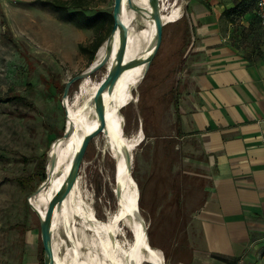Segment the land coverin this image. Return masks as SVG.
<instances>
[{
    "label": "rangeland",
    "instance_id": "1",
    "mask_svg": "<svg viewBox=\"0 0 264 264\" xmlns=\"http://www.w3.org/2000/svg\"><path fill=\"white\" fill-rule=\"evenodd\" d=\"M44 1L0 0V264H41L43 260L40 220L30 200L42 184L44 164L48 173L53 143L66 130L65 85L93 63L90 52L82 51L80 45L92 49L97 37L108 33L76 28ZM172 1H161L163 15ZM180 1L182 16L164 26L161 47L134 88L137 100L126 102L121 113L126 135L143 130L144 140L133 151L132 173L139 192L137 206L151 245L163 252L165 264H209L213 256H194L200 238L193 224L207 196L209 161L197 141L176 137V116L171 110L178 84L199 58L192 51L201 40L202 13L193 11L194 6L208 1L212 11L222 10L240 0ZM113 8L114 0H95L87 12L112 13ZM223 12L221 23H228ZM232 25L238 35L248 36L246 41L253 35L256 49L264 51V26L259 21L245 15ZM107 73L105 66L89 77V87L102 82ZM80 83L71 87L68 103L75 104L79 96L82 104L87 98ZM14 95L25 96V102L10 100ZM119 177L117 162L101 132L85 154L77 199L93 207L98 219H106L107 212L117 209ZM86 234L83 251L91 248L92 234ZM128 235L132 237L129 231Z\"/></svg>",
    "mask_w": 264,
    "mask_h": 264
},
{
    "label": "crops",
    "instance_id": "2",
    "mask_svg": "<svg viewBox=\"0 0 264 264\" xmlns=\"http://www.w3.org/2000/svg\"><path fill=\"white\" fill-rule=\"evenodd\" d=\"M204 4L193 8L202 13L201 40L192 51L199 58L178 84L171 110L176 137L197 141L210 166L207 196L193 217L200 238L194 256H213L209 264H261L264 51L256 49L253 35L247 42L232 23H221L224 8Z\"/></svg>",
    "mask_w": 264,
    "mask_h": 264
},
{
    "label": "bare ground",
    "instance_id": "3",
    "mask_svg": "<svg viewBox=\"0 0 264 264\" xmlns=\"http://www.w3.org/2000/svg\"><path fill=\"white\" fill-rule=\"evenodd\" d=\"M135 1L147 12L135 11L128 6L127 0H125L122 17L128 30L125 61L145 58L150 55L152 50H149V46L153 43L155 36V23L151 18V3L149 0ZM182 14V2L173 0L168 13L162 14L163 22L167 24L175 21ZM136 24L143 25V27L138 28ZM118 46L119 31L116 34L114 56ZM104 53L105 46L99 50L93 63L100 61ZM114 62L115 57L108 62V70L114 65ZM145 69L146 65L144 64L127 68L118 79L113 94L108 92L104 94L107 127L102 133L106 135L110 153L116 160L120 172L118 181L121 185L120 190H117V209L107 212L106 219H98L93 207L77 199L79 189L76 182L62 205L55 210L52 223L54 264H165V255L159 248L151 245L148 229L140 216L137 206L139 192L132 173L133 167H130L124 154V149L129 145L133 155L135 147L144 140L141 130L132 136L126 135L124 131L125 118L121 112L122 106L126 102L137 100L136 97L133 98V91L136 84L144 78ZM91 82V78L87 77L80 83L82 93L87 95L82 104L79 96L75 104H71L70 101L68 103V98L67 103L65 101L63 104L65 109H68V113L66 111V128L71 127V134L68 138L61 137L53 143L50 155L52 152H57V164L52 168L49 162V181L45 188L34 196L32 195L30 200L41 217H44L50 199L65 183L74 155L84 137L100 125L92 99L101 82L96 81L97 83L90 88ZM87 105L88 111H85L84 107ZM118 115L121 117V122ZM86 231H90L92 234L91 248L88 251H83L85 244L83 238L86 239ZM128 231L132 234L131 238H129Z\"/></svg>",
    "mask_w": 264,
    "mask_h": 264
},
{
    "label": "water",
    "instance_id": "4",
    "mask_svg": "<svg viewBox=\"0 0 264 264\" xmlns=\"http://www.w3.org/2000/svg\"><path fill=\"white\" fill-rule=\"evenodd\" d=\"M149 2L151 3L152 6L151 18L154 20L155 23L154 40L153 43L149 46V50H152V53L150 55H148L145 58H137L130 61H125L127 46H128V30L122 19L125 0H114V8H113L114 25L110 35L99 48L100 50L103 46H105V53L102 59L97 63H93L87 70L74 76L65 85V89L63 93V104L65 101L67 103V98L69 96L70 89L76 82L82 81L87 77H91L96 72L101 70L103 67L107 66L108 62L115 57L114 65H112L109 68L106 77L100 83L92 99L95 105V112L97 114V118L100 122V125L94 131H92L91 133L87 134L84 137L78 151L74 155L73 162L68 172L65 183L50 199L44 217L38 215L40 220L41 237H42L43 250H44V264L55 263L54 249H53V233H52V223H53L55 210L58 206L62 205L64 199L74 188L77 179L80 175V170L85 158V154L87 152L91 140L95 138L97 135H99L102 131H104L105 128L107 127L106 107H105V97H104L105 92H108L111 95L113 94L118 79L127 68L144 64L146 65V69H145V75H146L147 72L149 71V68L155 56L157 55L161 47V44L163 42L164 26L166 25L163 22V17L161 14V7H160L161 3L160 0H149ZM127 4L130 8L134 9L137 12H141V13L147 12L146 9L138 5L135 0H127ZM118 31H119V46L114 56V46H115L116 34ZM99 50L97 51L96 55L98 54ZM66 111L68 113V109H66ZM70 134H71V127H67L64 132L63 138L64 139L68 138ZM124 154L126 161L130 164V167H133V159H132L133 155L131 152V147H129V145L127 146V148L124 149ZM57 161H58L57 152H52V154L50 155V164L52 168L55 167ZM49 178H50V174L48 171L47 179L41 184V186L38 188L36 193H39L41 190L45 188L47 182L49 181ZM120 185H121L120 182L117 180L118 190H120ZM30 205L36 211L35 207L31 202Z\"/></svg>",
    "mask_w": 264,
    "mask_h": 264
},
{
    "label": "trees",
    "instance_id": "5",
    "mask_svg": "<svg viewBox=\"0 0 264 264\" xmlns=\"http://www.w3.org/2000/svg\"><path fill=\"white\" fill-rule=\"evenodd\" d=\"M95 0H46L44 3L51 8L63 13V19L72 23L76 28L88 29L94 32L108 30L106 35H99L92 43V49L89 46L80 45V49L85 52H90L91 63L95 59L96 53L101 45L106 41L111 33L114 25L113 12L108 13L100 11L96 13H88L87 10L93 8ZM258 0H240L233 7L224 10L223 15L230 23L236 22V19L253 14ZM257 21L256 16H252ZM261 52V51H260ZM10 100L23 102L25 96L14 95ZM25 102V101H24ZM176 104V100H175ZM178 122V121H177ZM41 174V183L47 179V172L45 164L43 165ZM28 182V181H27ZM25 184V182H24ZM26 185V184H25ZM41 264H44V251Z\"/></svg>",
    "mask_w": 264,
    "mask_h": 264
},
{
    "label": "built area",
    "instance_id": "6",
    "mask_svg": "<svg viewBox=\"0 0 264 264\" xmlns=\"http://www.w3.org/2000/svg\"><path fill=\"white\" fill-rule=\"evenodd\" d=\"M254 16L257 17L259 23L264 26V0H258L254 10Z\"/></svg>",
    "mask_w": 264,
    "mask_h": 264
}]
</instances>
